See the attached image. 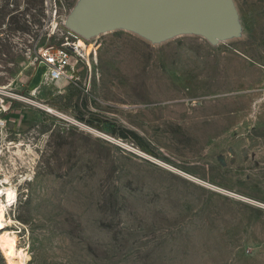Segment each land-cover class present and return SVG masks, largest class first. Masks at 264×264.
I'll return each mask as SVG.
<instances>
[{"label":"rangeland","instance_id":"rangeland-1","mask_svg":"<svg viewBox=\"0 0 264 264\" xmlns=\"http://www.w3.org/2000/svg\"><path fill=\"white\" fill-rule=\"evenodd\" d=\"M27 2L0 0V166L23 264H264V0H231L237 31L216 43L101 36L87 93L33 63L70 41L79 0H42L37 39Z\"/></svg>","mask_w":264,"mask_h":264},{"label":"water","instance_id":"water-1","mask_svg":"<svg viewBox=\"0 0 264 264\" xmlns=\"http://www.w3.org/2000/svg\"><path fill=\"white\" fill-rule=\"evenodd\" d=\"M64 26L85 40L124 30L154 43L184 35L216 43L237 31L231 0H79Z\"/></svg>","mask_w":264,"mask_h":264},{"label":"built area","instance_id":"built-area-1","mask_svg":"<svg viewBox=\"0 0 264 264\" xmlns=\"http://www.w3.org/2000/svg\"><path fill=\"white\" fill-rule=\"evenodd\" d=\"M67 34L70 41H65L64 47L44 46L37 48L33 63L42 71V77L46 82H65L80 92L87 93L94 70L93 63L96 58V51L100 47L98 40L101 36L85 40L73 33L67 32ZM80 41L91 48L89 53H86L84 48L79 45ZM81 73L84 75L83 82L80 78ZM4 126L5 121L0 119L1 131L5 128ZM0 189H3L1 183ZM0 201H3L7 208L16 202H7L1 190Z\"/></svg>","mask_w":264,"mask_h":264},{"label":"bare ground","instance_id":"bare-ground-1","mask_svg":"<svg viewBox=\"0 0 264 264\" xmlns=\"http://www.w3.org/2000/svg\"><path fill=\"white\" fill-rule=\"evenodd\" d=\"M80 43H83V42L80 41ZM80 43L79 45L82 48H84L86 53H89L91 48L87 47L84 43L83 44H80ZM4 89L5 88H0V90H4ZM20 146L21 145L16 146L15 148L17 149L18 152H19ZM9 172H8V169L5 170L3 169V167L0 166V177H1L0 183L3 187V189H0V190L4 194V199H6V201L9 203H13L15 201L16 192L13 186L14 184L13 185L11 184L10 180L12 176H11V173ZM6 210H8L7 206L4 204L3 201H0V250L2 251L3 257L6 259L8 264H23L21 258L19 257L17 237L15 236L14 233L12 232L10 233L7 230V227L11 226L12 221L10 219L8 220L5 218Z\"/></svg>","mask_w":264,"mask_h":264},{"label":"trees","instance_id":"trees-1","mask_svg":"<svg viewBox=\"0 0 264 264\" xmlns=\"http://www.w3.org/2000/svg\"><path fill=\"white\" fill-rule=\"evenodd\" d=\"M31 11H33V14L30 15L31 16L29 20L30 25H29V28L26 27L25 30L32 33L33 39H37L40 35H42V28L44 24L43 22L46 18V16L44 15L42 0H28L26 12H31ZM12 26L14 28V23H12ZM20 30L22 29L17 27V31H20ZM118 137L122 140L129 139L133 143H135L137 146H141L140 139L133 133L119 132Z\"/></svg>","mask_w":264,"mask_h":264},{"label":"flooded vegetation","instance_id":"flooded-vegetation-1","mask_svg":"<svg viewBox=\"0 0 264 264\" xmlns=\"http://www.w3.org/2000/svg\"><path fill=\"white\" fill-rule=\"evenodd\" d=\"M9 36L14 37V28H9ZM11 61L14 62V56L11 57Z\"/></svg>","mask_w":264,"mask_h":264}]
</instances>
